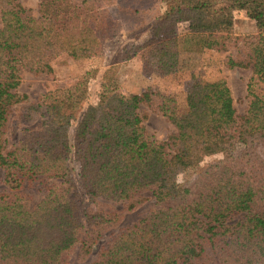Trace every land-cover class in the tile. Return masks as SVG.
Masks as SVG:
<instances>
[{
    "label": "trees",
    "instance_id": "16d2710c",
    "mask_svg": "<svg viewBox=\"0 0 264 264\" xmlns=\"http://www.w3.org/2000/svg\"><path fill=\"white\" fill-rule=\"evenodd\" d=\"M163 4L165 12L156 13ZM102 11L97 0H42L36 18L17 0H0V170L9 190L0 193V264H69L65 258L78 246L86 257L147 193L156 208L115 235L92 264H264V99L250 92L238 117L226 79L194 80L185 112L174 98H162L158 109L176 132L158 142L140 113L152 93H122L112 67L70 143L68 129L95 74L89 71L28 106L21 138L6 150L10 115L25 100L18 93L21 73L50 75L60 57L77 61L95 50L110 29ZM237 11L256 23L257 34H234ZM149 17L152 37L123 53V61L146 50L165 75L177 73V28L185 23L187 38L198 39L201 49L228 51L242 43V53L227 59L229 68L252 71L249 89L264 84V0H149ZM217 154L225 157L192 182H178L180 173ZM72 160L95 211L82 200ZM43 179L53 182L34 204L22 189ZM117 204L127 209L115 211Z\"/></svg>",
    "mask_w": 264,
    "mask_h": 264
},
{
    "label": "rangeland",
    "instance_id": "374dc122",
    "mask_svg": "<svg viewBox=\"0 0 264 264\" xmlns=\"http://www.w3.org/2000/svg\"><path fill=\"white\" fill-rule=\"evenodd\" d=\"M42 0H17V2L30 12L34 17H39V5ZM80 3L83 0H72ZM102 6V17L108 22L110 29L104 33L99 46L95 50L84 53V56L74 61L69 57L62 56L53 63V73L34 74L28 71L21 73V85L18 93L25 96L23 103L14 107L10 115L8 132L6 135V150H11L17 145L25 128L22 120L24 110L38 103L42 97L50 91L71 85L76 79L86 72L93 71L94 77L90 80L87 99L83 108L78 112L77 121L68 129L69 142L72 143L75 129L88 105L96 104L102 90L104 75L115 67V78L119 84L120 91L124 94L152 93V101L144 103L140 107V113L144 118L147 134L158 142H167L168 138L176 132L175 127L162 115L158 107L161 99L172 97L176 100L178 109L182 112L187 110V93L190 84L194 80L217 81L226 79L232 91L234 105L238 117L243 116L250 104V92L264 99V84L254 82L249 89L252 79V71L248 69L229 68L227 59L230 56H238L242 53L243 45L228 51H214L201 49L198 39L187 38V24L178 25L180 37L181 56L180 67L177 73L165 75L154 59L145 55L146 50H141L129 60L123 61L122 55L125 52L133 53V48L141 46L152 37L153 17H149V0H97ZM144 3L143 6L141 4ZM140 8L139 12L136 10ZM156 13L165 12V5L157 7ZM108 17V18H107ZM256 23L251 20L246 12H235L234 34L239 37L257 34ZM39 120L32 125L39 126ZM262 155L264 150L261 149ZM223 154L209 156L197 167L180 173L178 182L186 185L192 182L211 163L223 159ZM71 167L73 176L82 195V200L92 210L97 205L90 202L83 190L79 177L78 165L72 160ZM5 173L0 170V193H8L9 190L4 183ZM52 180H38L26 184L22 192L32 199L34 204L44 198L46 188ZM145 200L131 212L125 214L120 223L108 230L93 248L90 255L84 256L81 247L73 249L65 258L69 264H92L113 237L128 227L135 225L144 218L150 211L156 208L155 198L147 193ZM103 202V201H102ZM105 202V201H104ZM107 203V202H106ZM110 205V203H107ZM115 211L126 210L122 204L113 205ZM126 208V209H125ZM235 217L233 222L240 220Z\"/></svg>",
    "mask_w": 264,
    "mask_h": 264
}]
</instances>
